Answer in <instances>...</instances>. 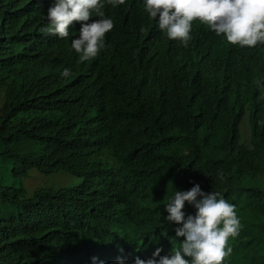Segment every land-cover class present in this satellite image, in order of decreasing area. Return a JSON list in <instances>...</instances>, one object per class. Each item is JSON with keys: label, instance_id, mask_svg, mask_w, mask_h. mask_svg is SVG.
<instances>
[{"label": "clouds", "instance_id": "9594fccd", "mask_svg": "<svg viewBox=\"0 0 264 264\" xmlns=\"http://www.w3.org/2000/svg\"><path fill=\"white\" fill-rule=\"evenodd\" d=\"M73 127L80 140L56 146L64 157L103 148L102 203L142 200L116 216L135 231L139 251L88 246L84 264H222L241 221L219 192L184 187L188 132L204 129L217 141L230 131L234 170L242 146L247 163L264 164V0H0V162L13 165L0 184L28 198L42 184L29 191L10 177L66 173L81 182L65 201L89 194L82 177L43 174L8 147L19 134L58 142ZM167 225L175 238L156 247Z\"/></svg>", "mask_w": 264, "mask_h": 264}, {"label": "trees", "instance_id": "16d2710c", "mask_svg": "<svg viewBox=\"0 0 264 264\" xmlns=\"http://www.w3.org/2000/svg\"><path fill=\"white\" fill-rule=\"evenodd\" d=\"M206 132L204 129L188 132L184 187L197 182L204 191L219 192L229 203L236 205L241 229L238 236L229 238L226 247L232 251L222 264H264V164L254 160L247 163V152L242 146L239 166L234 170L231 149L237 138L225 130L217 141H212ZM73 140H80L74 127L71 137L58 142L52 139L45 143L39 137L23 134L9 141L8 147L18 156L19 162L25 161L27 166L36 167L43 174L69 170L82 177L85 183L92 184L90 193L77 198L74 203L65 201L73 187L52 189L46 185L26 198L22 196L24 193L10 191L6 185L0 184V264H84L79 258L83 248L107 247L110 241L116 245L122 243L134 253L139 251L140 243L135 231L132 227H125L126 221L116 216L125 208H131L136 200H142L137 199L128 184L122 183L135 198H113L116 203H102L109 200L101 199L106 196L101 192L102 178L106 175V172H101L103 148L96 147L89 153L82 146L64 157L56 145L67 150ZM249 142L256 149L261 146L251 135ZM47 157L55 160L49 163ZM134 175L143 176L139 166ZM108 194L111 197L110 191ZM146 204L151 205L152 202ZM155 209L164 222L162 205ZM184 211L191 214L194 209L189 206ZM114 220L118 229L112 225ZM40 222L48 228L38 229L36 225ZM167 226L169 228L155 236L156 247H167L161 242H166L168 237L171 241L175 238L172 236L175 235L174 228L171 229L175 225ZM32 233L38 240L37 245L33 243Z\"/></svg>", "mask_w": 264, "mask_h": 264}, {"label": "rangeland", "instance_id": "374dc122", "mask_svg": "<svg viewBox=\"0 0 264 264\" xmlns=\"http://www.w3.org/2000/svg\"><path fill=\"white\" fill-rule=\"evenodd\" d=\"M0 166L3 167L2 170H0V174L4 172L8 173L13 168L11 161L0 162ZM36 176L37 175L33 173L32 177L28 179H25V177L23 178L10 177L8 179V183L12 185H19L21 183H24L26 188L29 191H32L33 189H36L40 184H42V187L46 185H50V187L57 188L61 186L64 187L76 186L81 182V179L73 177L66 173H58L41 179L35 178Z\"/></svg>", "mask_w": 264, "mask_h": 264}, {"label": "bare ground", "instance_id": "6f19581e", "mask_svg": "<svg viewBox=\"0 0 264 264\" xmlns=\"http://www.w3.org/2000/svg\"><path fill=\"white\" fill-rule=\"evenodd\" d=\"M28 11V9L25 11V13ZM104 180V179H103ZM83 253V252H82Z\"/></svg>", "mask_w": 264, "mask_h": 264}]
</instances>
